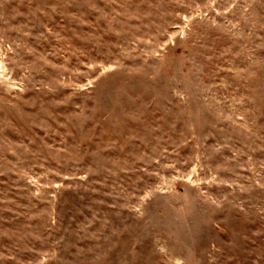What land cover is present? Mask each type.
<instances>
[{
  "label": "rangeland",
  "instance_id": "rangeland-1",
  "mask_svg": "<svg viewBox=\"0 0 264 264\" xmlns=\"http://www.w3.org/2000/svg\"><path fill=\"white\" fill-rule=\"evenodd\" d=\"M0 264H264V0H0Z\"/></svg>",
  "mask_w": 264,
  "mask_h": 264
}]
</instances>
